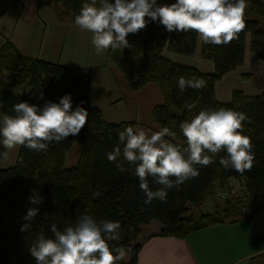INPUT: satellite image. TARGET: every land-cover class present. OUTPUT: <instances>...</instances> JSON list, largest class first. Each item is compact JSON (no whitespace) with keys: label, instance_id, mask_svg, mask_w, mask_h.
I'll return each mask as SVG.
<instances>
[{"label":"trees","instance_id":"16d2710c","mask_svg":"<svg viewBox=\"0 0 264 264\" xmlns=\"http://www.w3.org/2000/svg\"><path fill=\"white\" fill-rule=\"evenodd\" d=\"M48 2L60 7L61 20L74 23L85 0ZM247 3L246 27L237 39L227 45L201 43L200 58L212 64L210 74L171 62L163 56L167 50L192 57L196 52L198 33L180 32L167 37L164 26L150 18H146L149 22L143 30L127 35L129 47L122 51H106V59L124 76L130 90L138 91L149 83L157 86L162 103L152 109V122L159 128L173 130L178 143H185L179 124L190 120L201 109L232 108L245 112L250 118L244 122L243 135L250 137L253 144L255 162L252 169L243 175L233 169L225 170L219 163L226 155L222 151L214 157L213 164L196 166L199 170L196 178L186 181L179 190L175 187L167 190L166 202L153 199L145 205L146 197L139 187L138 177L133 175L134 169L125 164L129 171L121 173L115 163L108 161L106 154L119 143V133L126 126L135 128L136 124L129 121L111 123L103 119L100 110L90 103L88 69H71L24 56L10 42L0 48V118L14 116L13 105L17 103L26 101L42 107L45 101L58 103L66 94H71L73 109L79 105L89 114L85 126L76 135L80 153L73 167H64L65 156L75 137L71 135L62 142L51 143L47 152L20 146L15 164L7 169L2 168L4 158L0 156V264H36L29 248L41 228L51 237V224L63 230L85 211L97 221L120 222V239L110 241V246H124L131 251L127 254L128 261L121 260L118 264H136L140 227L151 222L160 224V237L184 239L193 231L248 219L264 211V90L254 96L234 91L227 103L218 102L215 96L216 83L243 65L247 36L250 52L264 63V0H247ZM181 76L202 78L207 86L181 92L177 85ZM41 93L44 99H38ZM186 101L196 102V108L189 111L184 107ZM120 147L122 149L123 145ZM4 151L0 145V153ZM231 178L244 182L247 202L240 206L230 200L222 210L214 203L212 211L194 217L190 206L201 207L216 185H224ZM149 187L156 191L161 185L149 177ZM33 191L44 197L41 204L29 203ZM32 207L38 208L39 213L30 222L31 229L21 231V226L27 223L23 217Z\"/></svg>","mask_w":264,"mask_h":264},{"label":"clouds","instance_id":"9594fccd","mask_svg":"<svg viewBox=\"0 0 264 264\" xmlns=\"http://www.w3.org/2000/svg\"><path fill=\"white\" fill-rule=\"evenodd\" d=\"M247 7V0H175L171 4H159L157 0H85L74 24L91 33L97 55L129 47L127 35L143 30L149 22L146 18L158 20L167 32L195 31L204 44L227 45L245 29ZM177 85L184 92L187 88L202 89L207 82L195 76H181ZM38 99H44L42 93ZM184 107L192 111L196 102L186 101ZM13 111L14 116L0 118V145L5 149L0 156L4 159L19 146L47 152L51 143L78 135L89 115L82 106L73 109L71 94L61 97L58 103L45 101L42 107L20 102L13 105ZM249 119L245 112L232 108L201 109L179 124L184 144L175 142L176 133L168 127L154 131L126 126L119 133V143L106 154L107 159L121 173L134 169L133 175L138 177L146 197L145 205L153 199L166 202L167 190H179L186 181L196 178V166L213 164L214 157L222 151L226 155L219 163L225 170L233 169L241 175L250 171L255 153L250 137L243 135L244 122ZM149 177L161 185L156 191L150 189ZM43 199L33 191L29 203L38 205ZM38 213L36 207L27 210L23 217L27 223L21 231L31 229L30 222ZM49 227L51 237L41 228L30 245L29 252L36 264H118L131 251L124 246H110V241L120 239L119 221H97L88 211L63 230L56 224Z\"/></svg>","mask_w":264,"mask_h":264},{"label":"crops","instance_id":"0c3cea01","mask_svg":"<svg viewBox=\"0 0 264 264\" xmlns=\"http://www.w3.org/2000/svg\"><path fill=\"white\" fill-rule=\"evenodd\" d=\"M157 2L171 4L175 0ZM53 5L48 0H0V48L10 42L24 56L71 69H88L90 103L100 110L105 121H129L136 127L159 130L151 119L152 109L162 103L157 86L149 83L139 91L130 90L124 76L106 59V52L96 54L91 44V33L61 20V9ZM171 34L174 32H164L167 37ZM201 43L198 34L196 52L192 57L167 50L163 56L171 62L210 74L213 72L212 64L200 58ZM251 80L258 81L251 88H241L244 84L239 83ZM235 90L247 96L258 95L264 90V63L250 52L249 36L246 38L243 65L216 83V100L229 102ZM114 108L116 112L110 111ZM110 115H120L121 119H108L106 116ZM76 160L72 162L73 166ZM160 229L158 222L140 227L137 238L140 251L136 264H264V211L248 219L227 221L193 231L184 239L160 237ZM123 261H128V255Z\"/></svg>","mask_w":264,"mask_h":264},{"label":"built area","instance_id":"2783aa9c","mask_svg":"<svg viewBox=\"0 0 264 264\" xmlns=\"http://www.w3.org/2000/svg\"><path fill=\"white\" fill-rule=\"evenodd\" d=\"M232 201L240 206L248 200L245 184L242 180L228 179L224 185H216L212 195L204 200L201 206H206L209 211L214 208V203L220 206V210L227 201Z\"/></svg>","mask_w":264,"mask_h":264},{"label":"rangeland","instance_id":"374dc122","mask_svg":"<svg viewBox=\"0 0 264 264\" xmlns=\"http://www.w3.org/2000/svg\"><path fill=\"white\" fill-rule=\"evenodd\" d=\"M53 6L56 7V8H60L55 3H54ZM256 82L251 80L249 83L242 82V83H239V84H244V85L241 86V88H245V87L251 88L253 86V84H255ZM237 91H239V90H237ZM115 110L116 109L114 108V109H111L110 111L116 112ZM104 113H106V112H104ZM106 117H108V119H115V121H120V119H121L120 115H113V116L110 115V116H106ZM110 121H112V120H110ZM78 142H79V139H78L77 136H75L73 138V140H72L71 147H70L69 151L67 152V154L65 156V161H64V167L65 168L73 167L72 162L75 161L76 159H77L76 160V164H77L79 153H80V146H79ZM19 147L17 149L12 150L9 153V156H8L7 159H3L2 164H1L3 169L10 168V167H12L15 164L16 159H17V155H18V151H19ZM189 210H190V212L192 213V215L194 217H198L199 214L208 213V211H209V209L206 206H201V207H192V206H190ZM231 218H234V217H231Z\"/></svg>","mask_w":264,"mask_h":264}]
</instances>
